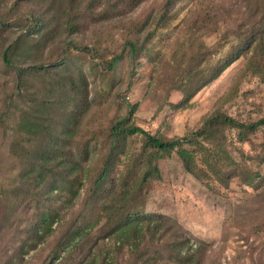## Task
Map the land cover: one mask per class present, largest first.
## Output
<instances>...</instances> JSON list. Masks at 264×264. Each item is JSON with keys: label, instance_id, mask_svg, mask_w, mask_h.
I'll use <instances>...</instances> for the list:
<instances>
[{"label": "rangeland", "instance_id": "rangeland-1", "mask_svg": "<svg viewBox=\"0 0 264 264\" xmlns=\"http://www.w3.org/2000/svg\"><path fill=\"white\" fill-rule=\"evenodd\" d=\"M12 1L0 0L4 19ZM65 1L68 16L59 22L77 20L76 33L57 27L55 34H61L55 38L40 42L35 36L21 46L18 62L55 60L69 40L85 47L69 49L77 65L72 73L79 75L82 68L85 73L83 97L89 105L83 114L66 99L40 109L50 89L44 76L32 77L26 90L14 92L15 78L5 73L1 54L20 30L0 23V116L6 115L0 119V221L8 227L0 233V264H264V124L245 140L231 127H221L211 138L199 136L203 150L184 143L195 149L192 171L184 167L177 149L149 165L154 150L144 146L142 134L130 135L114 156L112 182L107 188L95 184L112 154L111 128L129 116L132 105L129 123L165 139L189 136L214 114L246 124L264 117L262 52H256L255 68L242 48L220 76L194 91L231 51L246 47L248 31L261 29L264 0H178L168 14L166 0ZM63 11L53 14L61 17ZM130 39L145 45L133 64ZM120 54L109 70V62ZM92 61L97 63L93 71L87 68ZM53 77L56 83L57 75ZM29 103L49 125H72L62 153L72 152L81 162L74 172L69 169L75 197L67 189L54 193L51 202L59 214L51 233L21 247L12 233L37 217L36 208L17 206L19 193L11 194L25 166V158L13 153V143L29 145L20 122ZM70 106L73 116L79 113L73 122L64 113ZM38 137L30 144L33 149L42 147L44 137ZM84 148L88 156L78 157ZM148 166L152 173L144 181ZM136 211L154 215L141 224V234H110V224L122 223L127 213ZM74 231L80 234L76 242L71 241Z\"/></svg>", "mask_w": 264, "mask_h": 264}, {"label": "trees", "instance_id": "trees-1", "mask_svg": "<svg viewBox=\"0 0 264 264\" xmlns=\"http://www.w3.org/2000/svg\"><path fill=\"white\" fill-rule=\"evenodd\" d=\"M68 1L74 2L76 0ZM177 1L178 0H166L163 7L165 14H168L174 8ZM27 4H29L30 7L26 6ZM66 5L67 1L65 0H13L8 8L9 13L7 19H4L1 15L2 9H0V23L6 25L7 28H13L14 26L18 28L17 30H20V33L16 37L7 41L2 51L1 59L3 61L2 65L5 69V73L9 74L11 72L15 78L16 83L14 92L20 93L22 90H26L27 83L32 77L44 76L49 78L47 85L50 86V89L48 93L43 95V103L39 106L40 109L44 110L47 105H57L58 101L64 102L66 99L71 105H74V107L76 106V111L83 114L88 109L87 106L89 105L87 98L83 97V94L87 93L85 73L83 68L77 70L80 73L79 75L72 73L71 69L76 68L77 65L74 59H72L69 49L78 48L82 50L85 47H79L73 40H69L67 41V47L55 60L44 61L42 63H30L29 65L25 64V62H18L21 57V46L28 40L34 41L35 36L41 38L40 42L44 41V38L47 36L55 38L61 34H55L57 27L58 30L62 28V33L67 32V30L70 35L76 33L79 26L77 20L74 21L73 18L69 17L67 21H63L62 23L59 22V18L65 19L68 16L67 10L65 9ZM1 6L2 5H0V8ZM23 7H25L24 10H22ZM34 7H39L43 11H37ZM55 9H58V11L64 10L61 17H56V15L53 14ZM22 21L25 22L24 25L20 23ZM245 36L244 44H246V47L239 46L231 51L225 60H222L221 63L214 67V70L210 74L202 77L194 91L200 90L203 86L220 76L229 65L240 57L242 48L243 51L246 50L247 55H251H249V59L251 60V62H249L251 63L250 65L257 68L256 65H258V63L255 59L256 52H262V54H264V23L261 29L248 31ZM32 44L33 42L29 46V52L31 54L33 53L31 50V48H33ZM127 48L129 58L133 64L140 58L141 53L145 49V45L144 43H140L138 39H130L127 41ZM121 57V54L115 56L109 62L108 69L114 68ZM87 68L93 71L97 68V63L92 61L87 65ZM54 75H57L55 79L57 80L56 83L53 80ZM33 92V90H29L30 95L34 94ZM10 98L12 100L15 97L11 95ZM1 107H3V104L0 101V108ZM134 108L135 105H132L129 116L118 120L111 128L112 154L103 164L95 179V184L98 188H107V182H112L110 172L111 166L116 159L114 156L119 154L120 148L130 135L137 133L142 134L145 141L144 146L154 150V152L150 153L149 165H151L155 159L159 158L160 155L169 154L177 149L178 154L183 160L184 167L188 171H192L191 162L195 149L189 150L183 146L184 143L199 146L201 150H203L202 148L204 146L202 142L199 141V136L211 138L220 131L221 127H231L238 130L237 134L240 140H245L249 133L255 132L264 124V117L255 122L246 124L229 115L214 114L205 120V123L200 129L194 131L189 136L165 139L148 132L138 125L129 123ZM22 110L23 113L20 122L29 136L28 141L26 140L29 145L23 144L18 140H15L13 143V153L19 158H25V166L19 173L21 180H16L13 183L14 191L11 189V194L19 193L16 203L17 206H19L20 203H28L32 208H36L37 217L28 219L24 229L15 230L12 233V240L19 242L21 247H26L29 244V240L35 243L44 239L45 236L51 233L53 223L59 214L58 211L54 209L51 202L55 196L54 193L57 190L67 189L71 197H75L76 191L74 187L76 182L70 177L69 173H71V169L72 172H74L81 161L74 158L70 150V155L62 153V147L67 145V139L64 137L70 134L72 125H49V123L42 120L39 116V109L35 108L31 103ZM71 112V106L64 110V113L68 114L66 116L67 120L73 122L75 116L77 114L79 116V113L73 116ZM4 116L6 115L1 114L0 119H4ZM39 133L44 137V140H42V147L33 149L30 144L34 141L35 137L39 138ZM87 153V148H84L79 151L77 155L78 157L88 156ZM152 169L153 167L151 168L148 166L144 174V181L147 180L150 171L152 173ZM154 171H157L156 168ZM129 188L130 187H128V189ZM2 201L3 199L0 198V202ZM153 218L154 215L148 213L139 211L130 212L127 213L122 223H116L115 225L110 224L108 230H110V234H122L125 237H129L134 233L141 234L143 231L141 229V224L147 221L151 222ZM6 223V221H0V233L2 229L6 230L8 228ZM70 235L72 238L71 241L73 242H76L78 236H80L79 231L70 232Z\"/></svg>", "mask_w": 264, "mask_h": 264}]
</instances>
